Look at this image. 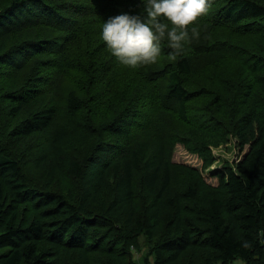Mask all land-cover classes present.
Returning <instances> with one entry per match:
<instances>
[{
	"label": "trees",
	"instance_id": "16d2710c",
	"mask_svg": "<svg viewBox=\"0 0 264 264\" xmlns=\"http://www.w3.org/2000/svg\"><path fill=\"white\" fill-rule=\"evenodd\" d=\"M140 10L139 0H0V264H133L130 246L138 249L140 236L153 264H264V75L253 77L264 70V61L254 59L243 82L250 94L259 93L254 98L262 105L250 97L238 104L221 82L191 87L189 77L202 67L196 68L202 58L192 48L171 61L164 42L153 69L132 68L139 84L162 95L155 118L160 138L172 136L198 150L190 142L195 123L186 116L193 100L212 96L207 109L222 110L228 103L229 113L240 116L233 132L249 150L237 171L218 174V188L203 192L196 178L179 189L162 147L131 144L132 127L145 121L135 117V103L120 105L111 120L83 118L84 97L73 90L54 97L50 92L51 101L63 104L49 106L45 78L26 75L34 64L58 72L67 60L98 57L108 50L100 34L103 22ZM21 18L30 23L17 27ZM198 26L205 40L201 55L233 58L232 44L215 36L225 28L264 39V0H210ZM194 43L199 39L187 45ZM106 59L95 64L90 58L85 70L109 76L120 63ZM27 140L34 147L28 152ZM33 161L38 164L31 168ZM57 175L67 179L66 187ZM197 198L202 203L191 208ZM242 239L253 247L242 249Z\"/></svg>",
	"mask_w": 264,
	"mask_h": 264
},
{
	"label": "rangeland",
	"instance_id": "374dc122",
	"mask_svg": "<svg viewBox=\"0 0 264 264\" xmlns=\"http://www.w3.org/2000/svg\"><path fill=\"white\" fill-rule=\"evenodd\" d=\"M21 19L23 20V18ZM28 19H24L22 23L19 20L18 23H20H17V27L21 28L23 25H28L30 23ZM220 29L222 30L218 31L219 35L217 34L215 37H220L221 42L232 44L236 52L233 58L228 57L222 52L211 56H205V53L201 55L200 51H202L201 48L205 43L204 36L202 35L199 38V43L192 44L194 46L185 45L180 56L188 54L190 51L188 48H192L193 51L198 50L199 57L202 58V62L196 68L202 67L195 70L194 74L189 77L191 87H211L212 83L214 86H218L221 82L225 88L222 91H228L232 99L238 102V104L244 103L249 97V101L255 99L254 96L260 98L259 93L255 91L250 94L243 82L246 80V72L248 73L252 65L255 64L253 60L256 59V62L258 59L259 61H264V39L258 38V36L233 34L225 28ZM25 30L30 29L26 28L21 31ZM31 32L34 34L33 30ZM21 38L22 40L27 39L23 35ZM190 55L192 56L194 54L191 53ZM108 56L116 59L110 50H107L105 53L99 54L98 57L94 53L90 54L85 62L90 58H94L96 64L97 59L104 61L107 60L106 58ZM170 60L172 61V59ZM83 62L84 60L72 64L70 60H67L64 69L58 72L52 69V67L41 68V66L34 64L29 71L27 70L26 75L32 73L30 74L31 76L36 74L45 78L46 86L44 97L46 104L49 106L56 103V106L59 108L63 104V101H60L61 103L55 101V99L51 101L50 96L47 95L50 92L54 93L52 95L54 97L57 95L61 96L65 92L68 93L73 90L80 97H84L87 102L84 104L83 110L79 115L83 118L89 114H96L97 116H104L99 118L101 121L112 119L116 115L120 105L131 102L135 103V112L137 113L135 117H140L138 121H145L136 123L132 127L131 144L135 147L140 142H143L145 143L144 145L147 144L149 150H157L159 147H162V152L163 155L164 153L166 154L167 162L173 166L170 170L175 177L173 182L179 185V187L181 186L179 188L180 190L182 188L184 190L188 181L191 179L194 180L193 178L202 181L200 183V192L208 188L216 189L219 186L218 174H226L227 169L237 171L239 164L244 160L249 148L247 146L242 148L233 132L235 121L240 116L234 114L236 111L229 113L230 107L228 103L223 105L222 110H217L215 107H211L209 110L205 105L214 103L211 100L213 97L208 96L204 99L193 100L188 104L189 106L187 105L186 116H188L190 122L194 121L195 125L193 126L196 127L194 130V139L190 140V142L197 144L198 150H194L193 147H186L183 143L176 141L172 136L169 139L160 138L159 131L155 127V123L160 124V121L155 118L160 117L159 106L162 95L153 94L156 87L150 88L142 81L139 84L134 79L136 75H134L133 69L121 64L115 63L116 68H113L116 72L109 73V76L105 78H100L101 73L98 69L93 72H88L85 70V62L81 64ZM154 66L149 65V68L153 69ZM259 74L264 75V70L253 75V77ZM198 90L196 89V91ZM219 96L225 102L231 101L229 96L222 94ZM149 99H151V104L146 107ZM255 100L262 105L261 99ZM238 121L240 122V120ZM174 128L175 126H170V134ZM166 132H168V128H166ZM27 142L26 144L24 143V149L28 152L30 147H34L30 143V140H27ZM26 145H29V147ZM43 147H45V144H43ZM74 150H77V147ZM38 155L40 154L38 153ZM36 164L38 163L33 161L32 163L28 162L27 165L32 168ZM26 171L29 173V169ZM37 173L39 174V171ZM31 174L33 175V172ZM59 179L62 186L66 187L64 182L67 179L64 176L59 177L57 175L56 180ZM39 181L43 182L42 179H39ZM185 181L187 182L185 183ZM193 202L196 204L192 205L191 208H195L197 204L202 203L199 198L193 200ZM137 243L138 249H136V246H130V251L133 252L134 257L133 264H153L154 256L145 247V237L140 236L137 239ZM237 263L239 262L235 264Z\"/></svg>",
	"mask_w": 264,
	"mask_h": 264
},
{
	"label": "clouds",
	"instance_id": "9594fccd",
	"mask_svg": "<svg viewBox=\"0 0 264 264\" xmlns=\"http://www.w3.org/2000/svg\"><path fill=\"white\" fill-rule=\"evenodd\" d=\"M137 13L122 12L103 22L101 38L118 63L129 68L155 64L166 42L175 60L185 45L199 39V18L206 15L210 0H139ZM264 232V230H261ZM242 249L253 242L242 239Z\"/></svg>",
	"mask_w": 264,
	"mask_h": 264
},
{
	"label": "bare ground",
	"instance_id": "6f19581e",
	"mask_svg": "<svg viewBox=\"0 0 264 264\" xmlns=\"http://www.w3.org/2000/svg\"><path fill=\"white\" fill-rule=\"evenodd\" d=\"M226 1H227V0H226ZM229 1H230V0H229ZM228 3H229V2H228ZM231 4H232V3H231ZM228 7H229V6H228ZM233 12H234V11H233ZM231 14H232V13H231ZM232 19H233V18H232ZM22 58H23V56H22ZM23 59H24V58H23ZM22 61H23V60H22ZM91 62H92V61H91ZM91 62H90V63H91ZM19 64H20V63H19ZM24 64H25V61H24ZM20 65H21V64H20ZM93 65H95V64H93ZM93 67H94V66H93ZM95 67H97V66H95ZM95 67H94L93 69H95ZM93 69H92V70H93ZM0 89H2V88H0ZM1 93H2V92H1ZM4 94H5V93H4ZM1 101H2V98H1ZM1 101H0V102H1ZM1 104H2V103H1ZM4 104H5V103H4ZM4 113H5V112H4ZM1 118H2V117H1ZM4 128H5V127H3V129H4ZM3 129H2V130H3ZM259 212H260V211H259ZM258 215H259V214H257V218H258ZM262 217H263V216H262Z\"/></svg>",
	"mask_w": 264,
	"mask_h": 264
},
{
	"label": "built area",
	"instance_id": "2783aa9c",
	"mask_svg": "<svg viewBox=\"0 0 264 264\" xmlns=\"http://www.w3.org/2000/svg\"><path fill=\"white\" fill-rule=\"evenodd\" d=\"M228 264H234V263H228Z\"/></svg>",
	"mask_w": 264,
	"mask_h": 264
},
{
	"label": "crops",
	"instance_id": "0c3cea01",
	"mask_svg": "<svg viewBox=\"0 0 264 264\" xmlns=\"http://www.w3.org/2000/svg\"><path fill=\"white\" fill-rule=\"evenodd\" d=\"M237 264H241V263L239 262V263H237Z\"/></svg>",
	"mask_w": 264,
	"mask_h": 264
}]
</instances>
